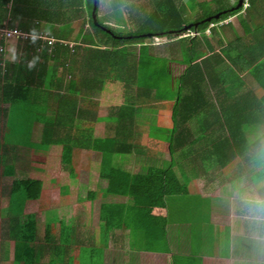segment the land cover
Listing matches in <instances>:
<instances>
[{
  "label": "trees",
  "instance_id": "1",
  "mask_svg": "<svg viewBox=\"0 0 264 264\" xmlns=\"http://www.w3.org/2000/svg\"><path fill=\"white\" fill-rule=\"evenodd\" d=\"M99 1L0 0V31L18 30L28 37L15 40L24 44L25 58L18 67L15 64L11 68L6 51L13 40L0 35V48H4L0 51V168H3L0 178H13L9 190L10 209H15L20 200L25 204L38 199L41 193V182L29 176V171L34 169L31 162H40V159L30 156L29 169L22 166L19 172L24 175L17 177L19 161L10 151L25 147L41 152L48 146H58V160L67 165L65 168L70 170V175L65 177L71 180L76 179L73 165L78 149L98 153L103 163L110 164L114 157L137 156L139 162L148 164L141 173L102 169L100 178L108 182L107 193L127 197L132 204L125 212L124 204L107 203L101 223L111 224V232L130 231L132 246L141 254H155L159 245L153 248L151 245L158 240V234L160 248L167 246L174 250L169 254L170 264H201L202 259L191 256L192 226L177 223L169 211L174 204L169 199L191 194L187 181L183 183L179 179L177 169L181 174L194 172L210 177L209 182L215 183L217 189H226V180L246 179L254 167L259 169L258 175L254 174L250 179L255 182L256 177H264V0H243L240 8V0H199L202 8L203 2L209 4L211 1L214 10H208L193 23H187L185 11L189 5L184 3L186 0H113L111 9H122L128 19L138 22L137 32L129 34L117 33L99 21ZM194 1L197 0H190V5L193 6ZM242 13L247 28H251L240 35L234 23L228 21ZM41 35L53 39V45H48ZM150 39H160L167 45L149 44ZM175 46L178 49L174 50ZM178 52L180 59L172 60L170 56H177ZM159 58L167 60L160 83L176 95L171 106L172 126L166 130L170 139L158 143L167 145V158L157 152L151 156L147 154L137 135L142 113L165 108L166 99L158 94L157 90L161 88L157 82L151 87L141 84L147 66H156ZM49 60L64 68L69 78L77 75L74 78L80 86V94L88 97L90 102L93 94L102 92L108 81L123 85V103L115 107L116 111L111 115L116 119V134L112 139L74 136V125L66 123V119H72L67 96L58 100L61 102L58 111L62 112L58 118L54 115L58 111L48 113L47 105L42 104L38 109L34 103H28L21 113L12 110L28 92L22 89L21 72L26 64L45 67L44 63ZM173 64L184 70L175 69ZM34 70L27 68L26 71L32 74ZM249 77L262 89L261 96L248 88L246 79ZM58 83L62 81L58 80ZM33 108L37 110L33 112ZM75 112L81 117L87 114L82 108H75ZM14 115L20 125L25 123L27 127L19 133L14 129ZM49 116L55 117L53 121L46 119ZM155 116L149 125L150 132L154 127L161 132L165 128L156 124ZM43 118L50 126L45 128L36 147L27 132L34 120ZM8 139H13L12 146ZM234 164L238 166L237 172L225 178L223 171ZM89 196L94 200L96 194L89 192ZM108 208L116 211L107 212ZM156 209L168 213L157 214ZM25 221L30 224L34 218L26 217ZM148 233L153 234L150 243L146 241ZM23 236L27 247L17 243L15 261L36 264L31 248L35 236ZM93 255L95 252L92 251L91 258ZM91 258L90 264L94 257Z\"/></svg>",
  "mask_w": 264,
  "mask_h": 264
},
{
  "label": "crops",
  "instance_id": "2",
  "mask_svg": "<svg viewBox=\"0 0 264 264\" xmlns=\"http://www.w3.org/2000/svg\"><path fill=\"white\" fill-rule=\"evenodd\" d=\"M164 42L161 41V43L156 44H165ZM13 43L18 47L17 50L13 51V56L8 52L9 50L6 52V60L11 68L15 64L18 67L21 64V59L25 58L24 44L15 41ZM9 44L7 45L8 49ZM9 56L10 59L8 58ZM170 57L172 60H179L180 53L178 52L177 56L173 54ZM44 65L45 67L35 66L34 63L30 62L26 64L24 71L21 72L23 78L22 89L28 92L21 100L19 99L16 109L12 110L21 113L23 112L22 108L27 106L28 103H34L35 105L39 103L38 105H47L48 113H56L59 108L53 110L54 102H59L60 97L67 96L66 102L70 105L72 119H66V123L74 125L75 130H77H74V136L79 135L80 137H86V139L92 136L94 140L112 139L116 134V119L111 115L116 111L115 107L123 102L115 103L103 100L97 96L98 94H93L90 102L88 97L80 94L81 91L78 89L80 86L77 85L78 82L75 79L76 74L69 78V75L65 72L66 70L58 66L54 61L49 60ZM173 65L177 70H184L183 67L177 64ZM55 67L57 69L53 71ZM27 68L35 69L34 73L28 74ZM16 70L19 71L18 68ZM73 73H76V70ZM27 75L29 77H26ZM58 80L62 81V83L64 82L63 85L62 83L59 84ZM116 84L120 85L119 83L108 81L102 90L107 85L113 87ZM174 101L175 97L172 100H166V103L171 102L172 106ZM75 108H82L86 110L87 114L90 111L91 113L81 117V114L75 112ZM161 109L159 108V112L155 116L157 123L159 114L164 111ZM57 113L60 115L59 111ZM168 113L170 117L169 123L172 126L171 107ZM151 114L152 112L147 113L145 116L140 115L138 121L141 127L140 132L137 134L140 136L141 143L143 142L142 146L147 149L145 152L149 153L150 156L154 154V151L151 147H148L145 139L150 133ZM46 119L50 122L54 118L49 116ZM49 122L47 123L44 118L43 120L36 119L32 122L31 129L27 133L31 137L32 144H35L36 147H38L42 139L43 131L50 126L48 125ZM14 129L18 133L21 132V126L17 127L14 125ZM162 145H158L160 151H156V154H163L167 158L166 153H163V148L167 150V145ZM27 150L25 147H20L18 152L10 151V154H15L16 160L19 161L17 164L18 172L22 168L20 164H23V168L26 166L25 168L29 169L28 160L30 156H34L35 152L30 151L31 155L29 156ZM58 150V146H48L46 151L41 150V152L37 153L41 156L38 158L40 162H31V167L34 169L29 171V176L41 182V193L36 200L27 201L25 204L20 202V200L15 204V209H10L9 190L13 181L10 182V178H0V264H20L15 261V252L17 243L21 247H27L22 238L23 235L24 238L25 236H35L31 248L34 252L36 264H90L92 251L95 252L93 257L97 261L101 260L102 264H116L119 260H115L118 259V256L113 255L115 253H118L119 258L122 255L121 259L126 258V256L127 258L129 257V263L126 262L125 264H170L172 258H170L171 255L169 254L174 250L172 251L167 246H161L160 248L158 234H156L158 240L151 245L152 248L156 244L159 245L158 249L154 250L155 254L152 257L148 253L146 255L141 254L137 249L133 248V239L130 237V231L111 232V224L105 225L101 223V214L106 209L105 207L108 206L107 203L124 204L125 212L129 211L128 209L131 208L130 205L132 204L127 197L110 196L107 193L108 182L100 178L102 169L109 171L113 168L137 174L141 173L148 164L139 162L137 156H118L112 159L111 164L103 163L102 156L98 153L78 149L76 151L77 158L73 165L76 170V179L71 180L69 177H65L70 175V173L65 168L67 165L61 164L58 160ZM53 155H56L54 160L51 158ZM120 158L129 159L128 165L122 166ZM68 167L71 168V166ZM97 167L99 168L98 171H96ZM0 169L3 171L2 167ZM48 170L53 172L54 175L49 177ZM56 170L60 172L56 173ZM63 170L66 171L65 174ZM257 173L258 171L255 174L258 175ZM177 174L181 177L184 175L178 169ZM247 175L246 179L234 182L251 183L253 188L251 192L232 193L227 191L222 193L223 187L214 190V192H204L203 195H200V200H204L205 197L209 196L207 199V210L210 218L209 223H207L206 228L201 233L202 236L197 237L196 247L194 239H192L191 256L202 259L201 264H264V222L253 221L245 203L248 196L252 193L264 196V177H256L254 182L250 179L254 174L252 176L249 175L250 177ZM16 176L18 177L19 175ZM196 176L204 177V175ZM61 178L65 180L58 181ZM94 181L96 182L95 189L91 187ZM229 182L231 181H225L226 184ZM67 185L70 187H64ZM89 192L96 194L94 200H90ZM180 198H182V195L169 199V202L175 199L173 202L177 203ZM177 208V205L173 204L169 211L172 213L174 211L177 212ZM114 209L108 208L107 212L108 210L113 212ZM156 213L166 214L168 211L156 209ZM178 213L180 214V212ZM26 217H33V223H27L25 221ZM111 219L110 221H112ZM115 224L118 226L119 220L118 224ZM152 235V233L146 234L148 243L151 242ZM195 252L197 256H195Z\"/></svg>",
  "mask_w": 264,
  "mask_h": 264
},
{
  "label": "rangeland",
  "instance_id": "3",
  "mask_svg": "<svg viewBox=\"0 0 264 264\" xmlns=\"http://www.w3.org/2000/svg\"><path fill=\"white\" fill-rule=\"evenodd\" d=\"M194 1V5H190V0H186L184 3L186 5H189L187 10L185 11V15H186V19H187V23H193L195 22L197 19H200L201 17H203L205 15V13L210 10L213 9V7H211V1H208L209 4L206 2H203V4H205L203 6V8L201 7V5L199 4L200 1L198 2ZM233 2L235 0H232ZM113 5V0H100L99 1V7H98V15H99V21H101L102 23H104L105 25L110 26L115 32L117 33H123V34H129V33H134L137 32L138 29V22L135 20H130L127 18V14L124 13V10L119 9L117 11H115L114 9H111ZM244 16V13H242V15H240V17H234L231 20H229L228 22L234 23L235 25V29L237 30V32L240 35L245 34L251 27L247 28L248 26H246L247 24L244 22V18H242ZM247 22V21H246ZM248 23V22H247ZM227 37H229V35H227ZM225 38V37H224ZM228 39V38H226ZM15 40L13 39V41L10 42L9 44V49L7 48V51L12 54L13 56V51L17 50L18 47H16V45H14L15 43H13ZM149 44H156V43H161L160 39H150L148 40ZM215 48V46H214ZM174 50L178 49V46H175V48H173ZM6 51V52H7ZM162 51V50H161ZM10 59V56L8 57ZM163 60V61H162ZM159 63H156V66L154 67H148L147 69H145L144 73H145V78L144 80H142V86L144 87H151L152 85H154L155 82H157V85H159V87L161 88V90H157L158 94L166 100H172L175 97L174 91L172 89H170L167 85H163L160 83L161 81V73L163 72L164 68H165V63L167 60L163 59V58H159ZM152 66V65H151ZM153 78V79H152ZM246 84L248 86V88H251L255 91L256 95L261 96L263 94V91L260 87H258L254 81L249 77L246 79ZM124 88L123 85H115L113 87H111L110 85H107L106 88L100 92L97 96L100 99L103 100H107V101H111V102H115V103H122L124 100ZM39 104V103H38ZM36 105L38 106V109H40V105ZM55 105H53V110L59 108L60 106V102H54ZM165 108H162L164 111H162L159 116H158V123L156 122V124L160 127H164L165 130L164 132H158L156 131L155 127L153 132L151 131L148 137H146L145 142L148 144V147H151V149L156 152V151H160V147L158 146V143L161 142H168L170 139V134H169V130L171 128V124L169 123L170 121V117H169V109L171 107V102L169 103H165V106H163ZM37 110V108H33V112ZM143 112V111H142ZM159 112V109L154 108L153 112L150 116L151 120H153L154 116ZM62 114V112L60 113V115ZM33 115V113H32ZM53 115V114H51ZM56 115L55 117L58 118V114H54ZM146 114H141V116H145ZM16 115H14L12 117L13 123H15V125L17 127L21 126V129H26V124L23 123L20 125V121L18 120V118L16 117ZM34 117V115H33ZM54 117V116H53ZM54 117V118H55ZM149 118V117H148ZM15 120V121H14ZM157 127V126H156ZM158 128V127H157ZM169 129V130H168ZM168 130V131H166ZM9 145L13 144V139H8ZM12 146V145H11ZM27 150V149H26ZM165 148H163V152L165 154ZM29 152V156L30 151L27 150ZM39 150H37V148H33L32 152H38ZM18 152V151H17ZM56 155H53V160L55 158ZM33 157H36L35 155ZM40 155H37V158H40ZM129 159H125V158H120V164L123 166H127L129 161ZM20 166H23V164H20ZM237 169V164L232 165L231 167L227 168L225 171H223V176L225 178H229L232 176V174H234ZM99 168L97 167L96 171H98ZM49 171V170H48ZM65 171V170H64ZM70 172V170H67ZM258 171V168H252L250 170V173H248L249 175H253ZM2 172V170L0 169V173ZM60 171L56 170V173H59ZM94 172V171H93ZM96 173V172H95ZM210 172H208L209 174ZM49 177L53 176V172L49 171ZM197 174V173H196ZM196 174H194V172H192V174L190 175L189 173H184V175H182V177L179 175V179L181 180V182L185 183L187 181L188 187L190 189L191 192V196L186 197V196H182V198L179 199V201L177 203H174L177 205V212H173L174 216L176 217L175 219L177 220L178 224H190L194 230L193 232V239H194V244L196 247V242H197V237H201V233L202 231L206 228L207 223H209V218L210 215L208 213L207 210V205H208V201L207 199L209 198V196L205 197L204 200H200V195L204 192H214V190L217 189V185L215 183L209 182L210 177L206 178V177H197ZM17 175L19 176H23L24 174H22V172H17ZM57 175V174H55ZM198 175V174H197ZM248 175V177H250ZM217 179V177H216ZM1 180V179H0ZM219 180V179H217ZM13 181V178H10V182ZM94 184L91 186L92 188H96V182H93ZM2 184V183H1ZM215 184V185H214ZM209 186H214L213 188H209ZM225 187L228 191H231L232 193H239V192H251L252 188V184L248 183V184H244L242 183H237V182H229L227 184H225ZM207 188V190H206ZM225 188L221 191L222 193H224V191L226 190ZM207 194V193H206ZM177 199V198H176ZM175 200V199H173ZM173 200H170L173 201ZM174 210V209H173ZM180 212V214L178 213ZM166 248V247H165ZM114 256H118V259H115L116 261L119 260L116 264H125L126 262L129 263V257L127 258H123L121 259V257L119 258L118 253L113 254ZM195 256L196 252H195ZM152 257H154V255H152ZM157 257V256H156ZM93 263L92 264H102L101 260L97 261L96 258H93ZM91 263V262H90Z\"/></svg>",
  "mask_w": 264,
  "mask_h": 264
},
{
  "label": "clouds",
  "instance_id": "4",
  "mask_svg": "<svg viewBox=\"0 0 264 264\" xmlns=\"http://www.w3.org/2000/svg\"><path fill=\"white\" fill-rule=\"evenodd\" d=\"M245 203L248 206L250 218L256 222H264V196L252 193Z\"/></svg>",
  "mask_w": 264,
  "mask_h": 264
},
{
  "label": "built area",
  "instance_id": "5",
  "mask_svg": "<svg viewBox=\"0 0 264 264\" xmlns=\"http://www.w3.org/2000/svg\"><path fill=\"white\" fill-rule=\"evenodd\" d=\"M0 35H1V37H4L9 41L13 40V39L14 40H18V39L20 40V39H27L28 38L26 35H24L22 32H20L18 30H7V29L1 30ZM41 36L44 40L47 41L48 45H53V42H54L53 39L46 37V35H41ZM3 50H4V48L1 47L0 51H3Z\"/></svg>",
  "mask_w": 264,
  "mask_h": 264
},
{
  "label": "water",
  "instance_id": "6",
  "mask_svg": "<svg viewBox=\"0 0 264 264\" xmlns=\"http://www.w3.org/2000/svg\"><path fill=\"white\" fill-rule=\"evenodd\" d=\"M243 4H244V1H243V0H240L238 8L242 7ZM95 9H96V4H95ZM94 12H95V11H94Z\"/></svg>",
  "mask_w": 264,
  "mask_h": 264
}]
</instances>
